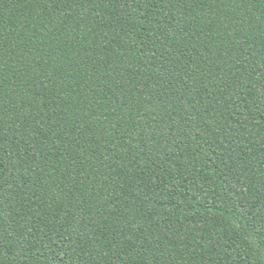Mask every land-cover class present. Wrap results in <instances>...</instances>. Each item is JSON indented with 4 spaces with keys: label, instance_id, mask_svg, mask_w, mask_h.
I'll use <instances>...</instances> for the list:
<instances>
[{
    "label": "trees",
    "instance_id": "obj_1",
    "mask_svg": "<svg viewBox=\"0 0 264 264\" xmlns=\"http://www.w3.org/2000/svg\"><path fill=\"white\" fill-rule=\"evenodd\" d=\"M0 264H264V0H0Z\"/></svg>",
    "mask_w": 264,
    "mask_h": 264
}]
</instances>
